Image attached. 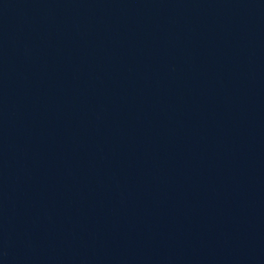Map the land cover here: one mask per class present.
I'll use <instances>...</instances> for the list:
<instances>
[{
	"label": "water",
	"instance_id": "95a60500",
	"mask_svg": "<svg viewBox=\"0 0 264 264\" xmlns=\"http://www.w3.org/2000/svg\"><path fill=\"white\" fill-rule=\"evenodd\" d=\"M0 264H264V0H0Z\"/></svg>",
	"mask_w": 264,
	"mask_h": 264
}]
</instances>
